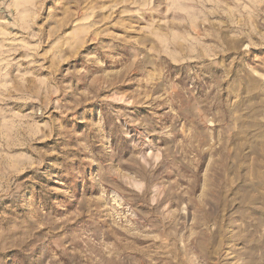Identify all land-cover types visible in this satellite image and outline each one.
<instances>
[{
  "label": "rangeland",
  "instance_id": "1",
  "mask_svg": "<svg viewBox=\"0 0 264 264\" xmlns=\"http://www.w3.org/2000/svg\"><path fill=\"white\" fill-rule=\"evenodd\" d=\"M0 264H264V0H0Z\"/></svg>",
  "mask_w": 264,
  "mask_h": 264
}]
</instances>
